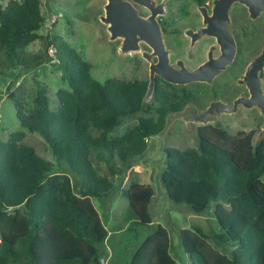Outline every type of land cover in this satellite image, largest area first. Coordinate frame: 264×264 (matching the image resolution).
I'll return each mask as SVG.
<instances>
[{"label":"trees","instance_id":"obj_1","mask_svg":"<svg viewBox=\"0 0 264 264\" xmlns=\"http://www.w3.org/2000/svg\"><path fill=\"white\" fill-rule=\"evenodd\" d=\"M43 23L40 0L0 5V68L18 66L24 73L46 59L68 84L56 91L55 110L40 82L28 109L9 95L22 130L0 139V264H104L99 247L109 232L91 198L109 197L115 185L97 172L93 157L107 160L111 176L123 175L165 127L167 116L193 94L159 79L152 100L143 103L147 80L112 77L102 84L91 76L90 62L64 39L37 32ZM42 39L43 52L25 50ZM150 110L155 118L141 115L121 135H112L124 117ZM24 130L43 138L55 162L25 143ZM253 135L204 126L197 130V147L164 149L160 180L167 197L194 213L214 203L215 246L197 225L180 229L189 264H264V140L254 144ZM122 193L129 203L123 220L151 226L153 187L134 181ZM169 249L168 231L157 224L127 264H173Z\"/></svg>","mask_w":264,"mask_h":264},{"label":"rangeland","instance_id":"obj_2","mask_svg":"<svg viewBox=\"0 0 264 264\" xmlns=\"http://www.w3.org/2000/svg\"><path fill=\"white\" fill-rule=\"evenodd\" d=\"M7 1L0 0V5H5ZM40 1L44 23L37 32L43 36L56 34L64 39L80 53L83 59L90 62V74L94 79L102 84L112 77L126 80H148V63L141 57L140 53L129 55L119 53L120 40H109L106 27L99 20L103 0ZM180 8L186 9V12L181 13ZM231 14L233 15L232 21L235 23L234 30L238 32L241 38L240 45L242 49L240 48L234 65L215 77L213 86L217 96L222 99L232 98L229 89L223 88L225 86L229 88L232 84H235V79L239 76L245 64L264 44V26H261V29L254 34H241L240 29L251 30L252 22L247 17L244 7L234 6ZM168 19L171 26L178 29V32H173L165 37L166 46L172 50L171 60L183 58L189 67L201 63L205 58L207 47L215 39H201L192 49L193 57L190 58L187 55L188 38L183 34V30L190 21H193L191 1L172 0ZM25 50L31 53L43 52V39L30 43ZM48 53L51 54L50 50H48ZM62 74L57 65L46 59H42L36 65L29 67L27 72L24 73L20 72L18 66L0 68V139L7 140L12 132L22 130L17 119L15 106L9 95L14 93L17 98H21L26 109H28L32 106L37 83L40 82L46 88L49 108L55 110L58 107L56 91L60 88L68 89V84L62 78ZM176 86L180 92L185 91L194 94V99L200 107L205 106L213 96L212 86L205 83L195 82ZM240 89L241 87L238 86V91ZM141 115L155 118L156 112L150 110L146 114L137 113L124 117L121 125L112 135H121L133 126ZM263 119V116L254 110H239L235 114H222L219 119L208 124L215 128L226 129L232 136H236L238 132H244L245 134L252 132L254 134L253 143L256 144L254 141L255 134L261 129ZM199 126L203 125L198 123L192 128L182 118L172 120L161 139L155 135L148 140V147L156 146L161 154L158 155L157 150L152 147L141 157L130 161L123 175L111 176L107 169V160L93 157V164L97 172L109 176L115 185V189L109 197L91 198L93 206L109 232L106 242L99 247V257L104 264H127L133 251L148 234L153 232L157 224L168 231L170 238L169 255L173 264H189L181 245L180 229L197 225L208 234V241L214 245L212 234L218 228L213 215L214 203L205 212L194 213L188 206L172 202L167 197L160 180L161 172L165 167L164 148L172 146L180 149L197 147V130ZM24 131L26 132L25 143L34 147L41 157L55 162L51 150L43 138L38 133ZM57 168L61 171L64 170L63 166ZM261 179L264 181V175ZM72 180L75 182L73 177ZM134 181L149 184L154 189V197L148 205L151 226L130 224L123 220L129 209V203L122 192ZM218 249L220 250V248Z\"/></svg>","mask_w":264,"mask_h":264},{"label":"water","instance_id":"obj_3","mask_svg":"<svg viewBox=\"0 0 264 264\" xmlns=\"http://www.w3.org/2000/svg\"><path fill=\"white\" fill-rule=\"evenodd\" d=\"M142 1L147 7H150V4L146 3L148 0ZM236 2L247 6L251 17H256L261 11H264V0H215L213 16L205 20L207 26L197 32L187 31L186 34L191 38V44L205 34L214 36L220 54L217 57L212 56V51L217 47L215 44L208 53V59L193 69H188L182 61L177 62L178 67L171 64L169 62V50L165 48L157 26L153 28L150 18L142 19L137 15L136 10L127 3L121 0H108L105 6V15L99 16V19L107 24L110 41L122 38V42L118 47L119 53L127 54L139 51L140 46L138 43L140 41H144L153 48L154 51L151 54L146 51L141 53L142 57L149 62L148 84L143 97V103H146L151 99L154 92L156 76L171 84H186L196 81L211 83L215 76L222 73L232 63L236 45L228 29V11L231 5ZM153 30L156 32L154 36L152 35ZM152 56L157 57L156 62L152 61ZM263 68L264 47L260 54L248 65L246 73L239 81L248 86L251 93L250 98H237L233 105L220 100L212 101L204 110H199L194 104H187L182 110L170 113L167 116L165 127L156 136L161 139L171 121L176 118L184 119L193 128L198 123L206 124L215 121L223 113L235 112L238 104L245 107L256 106L264 115V94L260 87ZM253 74H258V76H256L255 82L249 83L248 78H252ZM262 136H264V126L256 136L255 142L257 143ZM152 147L149 146L145 152L151 150ZM153 148L157 150L158 155L161 154L156 146Z\"/></svg>","mask_w":264,"mask_h":264},{"label":"flooded vegetation","instance_id":"obj_4","mask_svg":"<svg viewBox=\"0 0 264 264\" xmlns=\"http://www.w3.org/2000/svg\"><path fill=\"white\" fill-rule=\"evenodd\" d=\"M122 2H125L127 3L129 6L133 7L135 10H136V13L139 17H141L142 19H147V18H150L151 19V23H152V27L155 28L157 26V30L158 32L161 34V37H162V40L164 42V45H165V48L167 50H169V62L171 64H175L176 67H178L176 64L178 61H182V63L184 64V66H186L188 69H193V68H196L197 66H199L200 64H202L203 62H205L207 59H208V53L211 49L212 46H214L215 44L217 45L216 43V38L212 35H203L200 39H197L193 44H191V38L186 34L187 31H193V32H197L199 29H202L204 27L207 26L205 20L206 19H209L210 17L213 16V9H214V6H215V0H190L191 3H192V19L193 21H190L186 27L184 28L183 30V34L188 38V46H187V55L192 58L193 57V53H192V49L193 47L195 46V44L201 39L203 38H214L215 41L213 43H211L207 49H206V52H205V58L202 60L201 63L197 64L196 66L194 67H189L188 65H186L185 63V60L183 58H177L175 59L174 61L171 60V53H172V50L170 48H168L166 46V43H165V37L173 32H178V29L176 27H172L171 26V23H170V20L168 19V15H170V2L172 0H148L146 3H149L150 4V7H147L145 5V3H143L142 0H121ZM146 1V0H144ZM108 3V0H103V3H102V7H101V11L102 13L99 14V16H102V15H105V6L107 5ZM122 4V3H121ZM234 6H241V7H244L246 9V13H247V17L252 21L251 22V30H246L245 29H240V32L241 34H247V33H256L259 29H261V26H264V11H261L256 17H251L250 16V12H249V9L247 8V6H245L244 4H241V3H233L231 5V7L229 8V11H228V19H229V24H228V29H229V32L232 36V38L234 39L235 41V45H236V52H235V55H234V58H233V61L230 65L227 66L230 67V66H233L234 65V62H235V58L236 56L239 54L240 52V48L242 49L241 45H240V40L241 38L239 37V34L238 32H236L234 29V21H232V17L233 15L231 14V10H233ZM180 12L182 13H185L186 12V9L184 8H180ZM153 13V15H152ZM232 16H231V15ZM152 16V17H151ZM100 20V19H99ZM260 20V21H258ZM102 22V21H101ZM103 23V22H102ZM106 27V31H107V24L103 23ZM108 32V31H107ZM155 31L153 30L152 32V35L154 36L155 35ZM109 34V33H108ZM120 40V44L122 42V38H117ZM138 45L140 46V50L139 51H136V52H132V53H142V51H146L147 53H153V48L151 46H149L147 43H145L144 41H140L138 43ZM248 45V44H247ZM120 46V45H119ZM118 46V47H119ZM264 47V44L259 48V50L252 55V57L249 59V61L245 64V66L243 67V69L241 70V73L239 74V76L236 77L235 79V84H232L229 88L228 87H224L223 89H229V92L232 96V98L230 99H222L220 97L217 96V92L215 90V87L213 86L214 83H215V76L212 80L211 83H207V82H201V81H196V82H199V83H205V84H208L210 86H212V89H213V96H212V99L209 100V102L203 106V107H200L195 99H194V94H193V100L186 103L185 106L187 104H194L199 110H204L206 109L209 104L212 102V101H216V100H220V101H223V102H226L230 105H233L234 101L237 99V98H250L251 97V93H250V90L248 88V86L245 84V83H240L239 81L242 79V76L246 73V70H247V67L248 65L251 63V61L258 55L260 54L262 48ZM216 51H218V53H216ZM132 53H127V55L129 54H132ZM220 54V50H219V46L217 45L216 49H214L212 51V56L213 57H217L218 55ZM142 57V55H141ZM143 58V57H142ZM144 59V58H143ZM145 60V59H144ZM146 61V60H145ZM152 61L153 62H156L157 61V57L156 56H152ZM238 61V59H237ZM148 63V68H149V62L146 61ZM227 68L223 71H227ZM221 74V73H220ZM148 75H149V69H148ZM256 76H258V74H253L252 75V78H248L249 80V83H253L255 82V79H256ZM161 79L160 77L156 76L155 78V81L156 83L158 82V80ZM163 80V79H161ZM148 81V80H147ZM164 81V80H163ZM166 82V81H165ZM159 83H162V81H159ZM168 83V82H167ZM190 83H195V82H190ZM171 84V83H170ZM186 84H189V83H186ZM156 85V84H155ZM172 85H185V84H172ZM238 86L241 87V89L238 91ZM260 87L262 89V92L264 94V68H263V76L262 78L260 79ZM238 91V92H237ZM236 92V93H235ZM190 93V92H189ZM192 94V93H191ZM151 100H152V97H151ZM149 100V101H151ZM185 106L183 108H185ZM182 108V109H183ZM181 109V110H182ZM239 110H254L255 112H257L259 115L263 116L264 118V115L261 114V112L259 111V109L256 107V106H253V107H245L244 105L242 104H238L237 105V109L235 112H230V113H223V114H235L237 113ZM179 111V110H178ZM176 112V111H175ZM221 116V115H220ZM219 119V118H218ZM203 126H199V128H202V127H211V128H215V127H212L210 126L208 123L206 124H202ZM264 126V119H263V123H262V127L261 129L263 128ZM259 129L257 131V133L255 134V138L256 136L258 135L259 131L261 130ZM255 138H254V141H255ZM264 140L263 136L261 139L258 140V142Z\"/></svg>","mask_w":264,"mask_h":264},{"label":"built area","instance_id":"obj_5","mask_svg":"<svg viewBox=\"0 0 264 264\" xmlns=\"http://www.w3.org/2000/svg\"><path fill=\"white\" fill-rule=\"evenodd\" d=\"M49 50H50L51 53L53 52V49L52 48H50Z\"/></svg>","mask_w":264,"mask_h":264}]
</instances>
